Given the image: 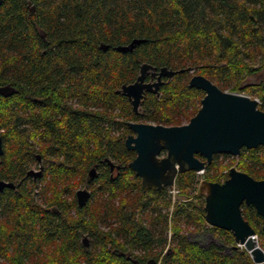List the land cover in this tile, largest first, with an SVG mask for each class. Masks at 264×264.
I'll return each instance as SVG.
<instances>
[{"label":"trees","instance_id":"1","mask_svg":"<svg viewBox=\"0 0 264 264\" xmlns=\"http://www.w3.org/2000/svg\"><path fill=\"white\" fill-rule=\"evenodd\" d=\"M134 38L143 41L132 51L115 49ZM142 63L185 70L164 78L158 97L146 92L135 113L116 91L135 80ZM262 69L264 0H2L0 86L13 92L0 93V179L15 187L0 191V258L8 264H254L229 231L206 223L199 186L202 177L222 182L233 165L264 179L263 146L243 147L237 157L215 154L202 173L179 172L174 188L196 201L175 203L167 187L142 191L128 165L135 152L124 140L132 133L129 121H189L204 96L188 86L193 74L257 98L264 110V78L246 82ZM105 158L119 165L117 173ZM35 162L42 173L32 180L26 172ZM37 181L43 202L33 197ZM84 183L90 198L78 207L74 193ZM241 212L264 250L262 217L244 203ZM189 232H209L213 240L204 244Z\"/></svg>","mask_w":264,"mask_h":264},{"label":"water","instance_id":"2","mask_svg":"<svg viewBox=\"0 0 264 264\" xmlns=\"http://www.w3.org/2000/svg\"><path fill=\"white\" fill-rule=\"evenodd\" d=\"M142 41L134 38L128 44L118 45L115 49L122 52L132 51ZM101 47L105 49L107 46L101 44ZM183 70L185 69L173 70L166 66L157 69L148 63H142L135 80L122 84L116 92L125 95L133 111L137 113L146 92L154 93L158 97L159 88L165 83L164 78L169 80L175 73ZM149 71L151 77L155 76L154 81H145ZM187 71H192V68L188 67ZM188 86L201 89L204 96L199 109L187 123L166 126L127 122L132 133L126 136L124 144L127 149L135 151V156L128 165L140 178V186L144 192L162 187L173 189L179 172L193 170L202 173L205 164L211 162L214 154L237 157L243 147H264V110L258 107L257 98L222 90L201 74H193ZM12 92V86H0L1 94L10 95ZM3 152L0 137V155ZM197 154L205 161L197 157ZM105 161L111 172L114 168H119L108 158ZM95 172L96 167H91L89 177L93 178ZM41 173L42 167L37 171L28 169L26 175L36 179ZM6 187L14 188L15 184L0 179V191ZM199 192L204 195L206 223L229 231L235 242L234 247L242 246L254 264L264 263V250L254 236L256 232L241 212L243 203L252 205L262 217L264 231V179H255L246 172L230 167L227 178L222 182L208 181L202 177ZM89 198L90 191L87 188L75 191L78 207L84 206ZM82 242L85 246L88 245L86 234L82 236ZM147 264H154V261Z\"/></svg>","mask_w":264,"mask_h":264},{"label":"rangeland","instance_id":"3","mask_svg":"<svg viewBox=\"0 0 264 264\" xmlns=\"http://www.w3.org/2000/svg\"><path fill=\"white\" fill-rule=\"evenodd\" d=\"M190 73H193V71H190ZM264 78V69H262L261 71H258L254 76H249L247 79H246V82L247 83H256L258 81H260L261 79ZM244 94V93H242ZM251 96V95H249ZM254 98V97H252ZM259 102V101H258ZM188 121H184V123H187ZM38 162H35L31 165V168L34 169L35 171L38 170ZM231 167H235L237 169V167L235 165L231 166ZM37 185H35L33 187V197H34V200L35 201H39V202H43V199H41L42 197V194H41V187H42V184L41 182L37 181L36 183ZM86 184H82L79 188H83L85 187ZM78 188V189H79ZM87 188V187H85ZM88 189V188H87ZM89 190V189H88ZM169 194H170V197H171V200L172 202H175V203H186V202H195L196 201V197L192 195H189V196H181L178 192L177 189L173 188V189H169ZM169 235V234H168ZM188 237L192 240H201L202 243L206 244L210 241H212V237L210 236V233L209 232H201V233H192V232H189L188 233ZM239 247H242V246H239ZM243 248V247H242ZM1 262L4 264H8L6 263L5 261H3L2 259L3 258H0Z\"/></svg>","mask_w":264,"mask_h":264},{"label":"flooded vegetation","instance_id":"4","mask_svg":"<svg viewBox=\"0 0 264 264\" xmlns=\"http://www.w3.org/2000/svg\"><path fill=\"white\" fill-rule=\"evenodd\" d=\"M150 72L151 71H149V73L146 75V78H145V81H154L155 80V76H153V77H151L150 76ZM2 145H3V142H2ZM135 152V151H134ZM197 155H199V154H197ZM215 155V154H214ZM213 155V156H214ZM1 156V155H0ZM200 157H202L201 155H200ZM199 157V158H200ZM213 158V157H212ZM201 159V158H200ZM202 160V159H201ZM204 161H205V159H204ZM209 164V163H208ZM205 165H207V164H205ZM119 166V165H118ZM40 167H42V166H38V169L40 168ZM29 169H32L31 167H29ZM109 169H110V167H109ZM118 170H119V168L117 169V168H114L113 169V171L111 172V170H110V172H111V174H115V173H117L118 172ZM28 177H30L32 180H35V179H33L31 176H28ZM75 194V193H74ZM51 211H53L54 213H58L59 212V210L57 209V208H55L54 207V209L53 210H51ZM261 226H262V224H261Z\"/></svg>","mask_w":264,"mask_h":264},{"label":"built area","instance_id":"5","mask_svg":"<svg viewBox=\"0 0 264 264\" xmlns=\"http://www.w3.org/2000/svg\"><path fill=\"white\" fill-rule=\"evenodd\" d=\"M198 173V172H197ZM201 173V172H200ZM254 236H256V235H254Z\"/></svg>","mask_w":264,"mask_h":264}]
</instances>
